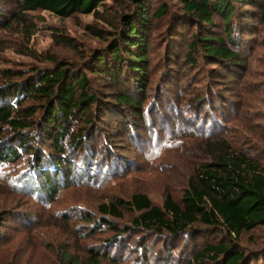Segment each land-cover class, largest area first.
Segmentation results:
<instances>
[{"label":"rangeland","instance_id":"obj_1","mask_svg":"<svg viewBox=\"0 0 264 264\" xmlns=\"http://www.w3.org/2000/svg\"><path fill=\"white\" fill-rule=\"evenodd\" d=\"M258 1L264 5V0ZM126 3L108 1L97 14L68 19L36 10L26 12L17 22L18 0H0L1 92L33 78L37 71L67 70L74 73L76 82L83 76L85 92L97 97L89 115L66 125L73 135L84 130L83 137L80 146L66 148L69 178L60 179L54 196L53 189L48 195L42 192L33 178V152L24 154L29 147L45 152L47 141L29 139L18 158L0 163V264H60L64 253L84 259L89 249L104 255L111 250L108 257L113 259L104 258L103 264H189L190 250L205 245L235 246L247 260L245 264H264V226L232 240L221 228L205 231L174 250L165 238L124 230L137 216L127 205L135 195L146 196L158 208L167 197L181 205L194 171L210 159L207 144L223 141L264 167V23L260 9L240 10L241 19L236 21L244 18L252 33L242 35L243 48L234 61L240 67L234 73L222 64L208 63L200 51L192 61L187 60L190 30L184 41L174 45L167 36L168 21H156L147 35L146 82L137 91L131 84L110 82L90 71L94 58L109 45ZM151 4L155 7V1ZM214 21L215 31L223 34L219 20ZM77 90L79 95L81 90ZM121 92L134 98L139 110L117 104ZM10 94L11 89L6 94L11 104ZM43 103L30 99L21 107H34L33 120L39 122ZM131 112L140 115L137 121L129 116ZM11 134L4 131L0 146H11ZM110 205L120 217L101 211V206ZM105 221L114 231L103 228ZM143 238L148 248L138 245ZM152 250L157 252V262Z\"/></svg>","mask_w":264,"mask_h":264},{"label":"trees","instance_id":"obj_2","mask_svg":"<svg viewBox=\"0 0 264 264\" xmlns=\"http://www.w3.org/2000/svg\"><path fill=\"white\" fill-rule=\"evenodd\" d=\"M108 1L116 0H18L19 14L15 19L19 22L24 19L23 14L36 10L48 12L60 19H68L76 14H97L98 9L103 8ZM123 1L127 2V9L121 12L114 33L110 34L109 45L94 58L95 67L90 71L110 82L119 81L125 86L131 84L137 91L144 89L146 82L147 35L156 21H168L167 36L174 45L184 41L187 30H190L186 44L187 60L192 61L191 57L200 51L208 63L222 64L230 73L240 67L234 61L239 59L238 51L243 48L242 35L252 33L244 18L240 22L236 21L241 19V9L258 7L260 21L264 23V5L260 6L258 0ZM153 1L155 7L151 6ZM215 19L221 23L223 34L215 31ZM194 28L196 32L192 33ZM116 70L119 73H115ZM86 85L87 80L83 76L77 78L76 82L72 71H37L33 78L11 85L5 92L0 89V139L4 131H12L11 146H0V163H9L18 158L19 151L26 147L29 139L32 142L36 138L47 141L45 152L32 147L24 152H33V165H30L33 178L40 183L39 187L46 195L53 189L54 196L60 179L69 178L66 148H73L75 144L80 146L84 130L79 135H73L66 125L81 115H89L90 106L97 100L95 95L85 92ZM10 89L11 98L14 99L11 104L6 100ZM77 89L81 90L79 95ZM30 99L44 101L39 106L42 111L39 122L33 120L36 114L34 107H21L23 102ZM116 103L133 108V111L139 110L138 102L124 92L118 93ZM129 116L136 118V121L140 117L132 112ZM88 123L91 120H87ZM16 143L18 146H13ZM206 151L210 159L194 171L181 197V205L167 197L162 208H158L146 196L135 195L127 205L137 216L131 226L124 230L165 238V243H169V248L174 250L178 244L193 240L198 233L205 231L221 228L232 240L264 226V167L253 157L230 148L223 141L207 144ZM37 177H41L40 181ZM100 209L104 214L120 217L113 205L101 206ZM102 226L114 231L106 221ZM196 226L207 229L201 231ZM143 240L138 245L148 248ZM87 252L88 256L84 259L64 253L60 264H103L104 258L113 259L108 257L111 250L105 255L93 249ZM152 253L153 260L157 262V252L152 250ZM190 254L189 264H201L204 261L209 264L247 262L235 246L205 245L201 250L191 249Z\"/></svg>","mask_w":264,"mask_h":264}]
</instances>
